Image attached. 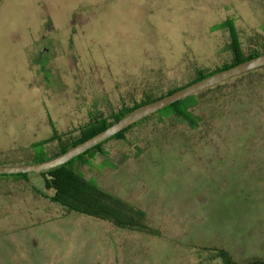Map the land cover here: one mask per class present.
<instances>
[{
  "label": "rangeland",
  "instance_id": "374dc122",
  "mask_svg": "<svg viewBox=\"0 0 264 264\" xmlns=\"http://www.w3.org/2000/svg\"><path fill=\"white\" fill-rule=\"evenodd\" d=\"M227 19L250 46L264 34V0H0V150L107 115L147 87L180 85L192 63L221 65L228 34L214 27ZM255 79L207 93L194 111L208 120L201 131L140 127L139 158H117L127 147L111 141V158L79 168L141 210L151 231L61 216L0 177V264H224L221 250L264 264V78Z\"/></svg>",
  "mask_w": 264,
  "mask_h": 264
},
{
  "label": "trees",
  "instance_id": "16d2710c",
  "mask_svg": "<svg viewBox=\"0 0 264 264\" xmlns=\"http://www.w3.org/2000/svg\"><path fill=\"white\" fill-rule=\"evenodd\" d=\"M231 22L233 21L227 19L214 27L215 30L226 31L228 34V41L224 48L228 58L221 65L210 70L198 67L192 63L190 78L180 85H176L165 91H151L147 87L139 100L134 99L130 104L125 102L121 103V105L115 109L110 108L107 115L96 110L95 112L88 113L86 120L82 124L77 125L69 131L56 133L52 129L49 137L34 142L25 148L5 151L0 150V166L32 165L54 159L115 124L130 111L140 106L157 101L199 80L210 77L217 72L263 55L264 34L256 33V36L251 39V45L245 47L240 40L237 29ZM255 78H264V67L233 77L170 104L63 165L41 172L20 175H0V177L13 179L12 182H19L26 186L40 199L58 206L61 210V216L77 213L109 222L113 226L125 230L151 231L145 228L142 223L145 214L141 210L132 205L125 204L119 198L92 184L89 180L84 178V174L79 168L89 164L96 157L104 159L111 158L110 152L106 149V145L111 141L124 143L127 147V152L120 154L117 158H139L145 151V148L139 145L141 139L134 135L140 127H148L150 124H152V126H165V123L170 125L179 123L184 125L188 131H201L203 128L202 124L208 126V120H204L201 116L196 115L194 111H197L207 93L224 87V85L232 80H256ZM231 98L232 97H227L226 99L228 101ZM219 105L220 103L216 104L214 110H216ZM132 136L133 141L130 139ZM217 256L223 259L224 264H236L232 258L222 250L218 251ZM258 263L259 262H255L254 264Z\"/></svg>",
  "mask_w": 264,
  "mask_h": 264
},
{
  "label": "water",
  "instance_id": "95a60500",
  "mask_svg": "<svg viewBox=\"0 0 264 264\" xmlns=\"http://www.w3.org/2000/svg\"><path fill=\"white\" fill-rule=\"evenodd\" d=\"M264 67V54L255 58L249 59L243 63L235 65L229 69L215 73L214 75L205 79L199 80L191 85H188L174 93L165 96L157 101L148 103L130 111L126 116L117 121L115 124L109 126L105 130L99 132L93 137L73 147L66 153L38 164L24 165V166H0V175H20L41 172L52 169L67 163L73 158L85 153L91 148L96 147L102 142L108 140L112 136L120 133L124 129L140 121L141 119L161 110L162 108L182 100L195 93L208 89L218 83H222L233 77L242 75L252 70Z\"/></svg>",
  "mask_w": 264,
  "mask_h": 264
}]
</instances>
